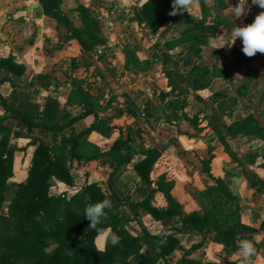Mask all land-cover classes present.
Instances as JSON below:
<instances>
[{
  "label": "crops",
  "instance_id": "obj_1",
  "mask_svg": "<svg viewBox=\"0 0 264 264\" xmlns=\"http://www.w3.org/2000/svg\"><path fill=\"white\" fill-rule=\"evenodd\" d=\"M144 1L63 0L61 9L68 14L72 24H80L77 13L72 9L77 3H82L90 8L106 36L104 45L84 51L75 38L66 36L64 24L43 12L38 0H0V57L12 56L16 63L26 67L21 75L0 70V94L12 106L22 107H29L28 104L42 107L50 96L57 101L58 121L64 123L82 110L71 90L76 85L72 79H83L82 87L97 108V120L89 114L62 132L51 133V144L58 145L62 136H75L95 120V126L86 139L100 150L107 149L121 135L129 139L132 158L120 166L114 176L112 190L124 201L132 203L145 198L153 188L136 174L134 164L155 145L161 156L152 177L166 174L174 180L171 194L183 210H199L196 195L214 184L201 163V159L207 157L208 138L215 130L211 122L213 112L225 124L252 113L264 126V54L245 56L239 38L231 45L232 28L252 23L264 9L247 0L245 13L236 18L232 8L238 5L239 0H197L190 13L187 12L189 21L184 26L174 25L162 37L166 25L153 31L133 19L135 10ZM191 31L198 32L206 40L201 51L204 62L211 64L217 57L219 63L229 69L227 76H215L207 87L195 91L189 89L186 93L185 111L190 117L199 113V129L187 120L163 116L164 101L159 98V93L170 90L164 73L168 67L152 55L154 51L163 49L166 38ZM187 46L188 43H183L167 50V54L179 58ZM127 57L134 59L135 63L127 62ZM241 57L246 61L239 62ZM39 74L46 75L48 86L39 83ZM135 92L140 93L141 98L137 99ZM148 98L158 110L145 118L139 115L137 107L143 108ZM219 102H224L221 110L217 108ZM3 113L0 107V116ZM223 140H217L213 150L211 173L222 178L237 197L241 221L254 230L241 231L234 242L238 248L226 249L223 244L213 241V232L207 229L206 242L184 256V251L199 242L202 235L195 230L177 232L178 244L166 257L170 264H239L242 258L239 243L245 239L252 241L256 248L249 264H264V227L261 226L264 221V190L251 187L247 178L249 172L264 178L261 165L264 138L239 134L234 137L225 135ZM29 141L28 137H12L10 142L23 147ZM33 149V146H27L16 151L14 174L9 182L18 183L26 178ZM71 167L75 186L69 188L63 182L52 180L51 189L71 192L86 183L96 182L107 192L111 191L107 181L114 162L110 158L72 160ZM17 174L21 179H16ZM151 203L164 207L166 200L161 192H155ZM123 208L132 218L129 208ZM140 224L149 232L158 234L166 228L178 226L179 222L172 218L155 219L144 208H139L138 219L127 224L130 233L141 234ZM98 243L96 238L97 247Z\"/></svg>",
  "mask_w": 264,
  "mask_h": 264
},
{
  "label": "trees",
  "instance_id": "obj_2",
  "mask_svg": "<svg viewBox=\"0 0 264 264\" xmlns=\"http://www.w3.org/2000/svg\"><path fill=\"white\" fill-rule=\"evenodd\" d=\"M38 1L46 15L66 26V36L69 39L75 38L82 50H93L106 43L101 25L88 6L77 3L72 9L80 20L79 25H74L68 14L61 9L63 0ZM172 3L173 0H145L135 10L133 19L153 31L166 25L161 33L165 37L174 25L184 26L190 19L187 12L169 15L173 10ZM183 43H188V46L186 51H181L179 58L167 54V50ZM205 43L206 40L198 32L191 31L166 38L163 49L152 53L155 59L168 67L164 73L170 90L159 93V98L164 101L163 116L167 119L187 120L197 129L199 113L191 117L186 113V93L189 89H203L215 76H227L229 72L217 57L211 64L204 62L201 51L202 44ZM238 61L246 60L241 57ZM127 62L135 63V60L127 57ZM0 70L21 75L25 73L26 67L16 63L12 56L0 57ZM37 78L42 86H48L49 80L45 74H39ZM72 81L76 85L71 93L82 110L64 123L58 121L57 101L50 96L42 107L34 104L22 107L12 106L0 94V107L4 110L0 116V264H170L166 257L178 244L175 233L188 230L199 232L202 238L186 249L182 256L206 242L207 229L213 232V241L223 244L224 248H238L234 244L237 234L254 228L241 221L237 197L222 178L212 175L210 162L217 140L224 141L225 135L234 137L243 134L264 138V126L258 119L248 113L225 124L216 112L211 115L215 130L208 138L207 157L201 159V163L203 171L211 177L214 184L206 186L196 195L199 210H183L182 205L171 194L174 180L169 179L166 174L152 177L161 156L155 145L146 150L145 156L134 164L136 174L152 184L153 188L142 200L126 202L112 190V184L120 166L132 158L129 139L121 135L105 150H100L87 141L86 136L97 120V108L82 87L84 80ZM143 104V108L137 107L140 116L147 118L154 115V110H158L153 107L149 98ZM223 104L224 102H219L217 108L221 110ZM166 110L169 112L166 113ZM89 114L95 116V122L73 137L62 136L58 145L51 144V133L62 132L76 120ZM12 137H28L30 141L19 147L11 144ZM27 146H33L34 149L26 178L16 183L13 197L2 211L9 179L14 174L15 153ZM104 157L114 162L107 181L110 192L96 182L86 183L72 192H51L52 180L63 182L69 188L75 186L71 171L72 160L90 161ZM261 157V165L264 167V152ZM247 178L251 187L264 190V178L252 172L247 174ZM155 192L163 194L166 200L164 207L151 203ZM106 198L112 201L113 206L111 210L105 209L106 216L102 218L98 228L110 227L121 239L120 244L112 246L109 243L106 250H100L95 244L96 232L89 228L90 221L85 218L84 210L87 205ZM123 206H127L133 213L132 218L127 216ZM139 208H144L155 219L172 218L179 225L166 228L163 232L166 231L167 235L162 236L160 233L149 232L140 224L141 234L133 235L127 224L138 219ZM261 226L264 227V221ZM162 239L165 243L161 245L159 241Z\"/></svg>",
  "mask_w": 264,
  "mask_h": 264
},
{
  "label": "clouds",
  "instance_id": "obj_3",
  "mask_svg": "<svg viewBox=\"0 0 264 264\" xmlns=\"http://www.w3.org/2000/svg\"><path fill=\"white\" fill-rule=\"evenodd\" d=\"M127 2V0H125ZM197 0H173L172 12L169 15H176L177 12L190 13L191 7ZM247 0H239L237 6L233 9V13L236 18L241 17L245 13V5ZM252 4L258 5L264 9V0H252ZM233 37L232 44L239 38L242 41V52L247 57H253L257 53L264 54V11H261L254 18V21L245 26L235 25L231 30ZM230 45V46H231ZM112 201L108 198L96 202L95 204H89L85 207V218L90 221L89 228L95 230L98 247L100 250H106L107 245L110 243L112 246L120 244V237L112 230V228H98V225L102 222V218L106 216L105 209H112ZM160 235L166 236L167 232H161ZM162 245L165 241L162 239L159 241ZM239 251L241 260L239 264H249L252 256L256 254V248L252 241L241 240L239 243Z\"/></svg>",
  "mask_w": 264,
  "mask_h": 264
},
{
  "label": "rangeland",
  "instance_id": "obj_4",
  "mask_svg": "<svg viewBox=\"0 0 264 264\" xmlns=\"http://www.w3.org/2000/svg\"><path fill=\"white\" fill-rule=\"evenodd\" d=\"M89 1H92V0H88V2ZM180 85V84H179ZM135 94H136V92H135ZM137 95V99H139V98H141V95H140V93L139 94H136ZM144 129H147V127L146 126H144ZM147 131V133H148V131L149 130H146ZM19 174H17L16 175V179H21L19 176H18ZM16 181H11L10 183H9V185L7 186V191H6V200H5V204H4V206H3V208H2V211H4L5 209H4V207H5V205L7 204V202H8V200H9V197H11V195H12V193L14 192V190L16 189ZM76 190V189H75ZM51 192H53V193H62V192H64V190L63 191H61V192H58L56 189H51ZM68 192H70V191H68ZM72 192V191H71ZM11 194V195H10Z\"/></svg>",
  "mask_w": 264,
  "mask_h": 264
}]
</instances>
